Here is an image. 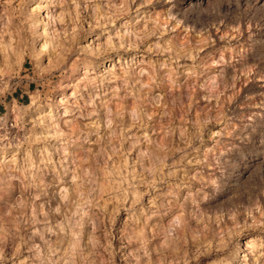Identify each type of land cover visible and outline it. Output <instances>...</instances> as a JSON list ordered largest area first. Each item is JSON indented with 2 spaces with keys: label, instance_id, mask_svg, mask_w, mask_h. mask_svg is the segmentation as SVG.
<instances>
[{
  "label": "rangeland",
  "instance_id": "374dc122",
  "mask_svg": "<svg viewBox=\"0 0 264 264\" xmlns=\"http://www.w3.org/2000/svg\"><path fill=\"white\" fill-rule=\"evenodd\" d=\"M0 105V264H264V0H0Z\"/></svg>",
  "mask_w": 264,
  "mask_h": 264
},
{
  "label": "crops",
  "instance_id": "0c3cea01",
  "mask_svg": "<svg viewBox=\"0 0 264 264\" xmlns=\"http://www.w3.org/2000/svg\"><path fill=\"white\" fill-rule=\"evenodd\" d=\"M29 89L28 88H24L23 90H19L17 92L14 93V95H12L11 100L12 101H18L20 103L21 101H24L26 98L29 97ZM3 107L2 105H0V112L2 111Z\"/></svg>",
  "mask_w": 264,
  "mask_h": 264
}]
</instances>
